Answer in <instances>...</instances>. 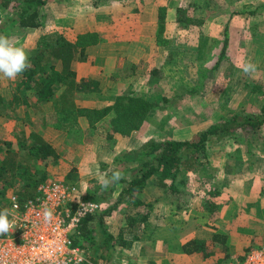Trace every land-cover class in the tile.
I'll return each mask as SVG.
<instances>
[{
  "label": "trees",
  "instance_id": "16d2710c",
  "mask_svg": "<svg viewBox=\"0 0 264 264\" xmlns=\"http://www.w3.org/2000/svg\"><path fill=\"white\" fill-rule=\"evenodd\" d=\"M49 1L51 0H0L1 5L8 11L7 15L2 16L0 34L10 37L14 26L22 28L45 26L49 20L48 10L46 11ZM217 1L180 0L176 4V30L186 31L182 35L184 39L189 40L191 35L194 37L195 33H202L205 22L222 12L218 10L222 4L220 0L219 3ZM226 1L228 4L235 5L239 0ZM94 2L97 4L98 0ZM167 9V5L159 6L157 42L168 48L166 57L168 65L169 61L174 64H186L184 60H175L176 54L183 50L175 45L177 35L165 33ZM235 13H240V10L234 8L228 16L223 28V44L215 63L207 68L205 73L201 70V66L196 65L195 74L198 77L196 81L198 79L200 83H204L203 85L215 77L214 71L220 67L222 59L227 54L230 43V20ZM99 39L100 35L96 31L80 33L77 39L72 40L59 29L44 30L39 35L35 46L29 49L31 67L13 81L11 97L6 99L0 95V102L7 101L14 112L12 117L15 118H20L19 105L24 104L27 108L31 106L36 113L38 110L41 112L44 124L60 127L67 132L81 126L80 116L82 115L88 118L91 127H95L96 122L103 117L109 116L106 123L108 137H114L116 133L130 135L150 118V113L156 106L162 105L159 101L151 100L133 89L117 94L112 102L100 107L79 105L76 99L78 92L102 89L100 79L92 76H78L72 66L74 60H86L87 45L96 43ZM195 56L191 58V63L194 62V65L199 55L195 54ZM151 73L164 74V68L155 66ZM199 82L190 90H197L200 87ZM203 85L200 89L204 87ZM256 88L257 85H253V89ZM56 97L59 99L60 108L56 109L57 114L54 115L56 122H50L42 105ZM263 125L264 104L260 112L233 111L230 117L213 122L207 128L200 130L193 138L150 136L139 147L118 154L116 164L124 166V163L136 162V165L124 166L120 169L115 166L116 164L114 165L112 172L119 170L124 177L118 182L123 183V186L117 199L85 216L78 231L73 235L74 241L85 246L89 256L98 254L102 259L109 258L115 246L114 240L126 245L123 231L116 236L108 230L105 219L122 202L148 207L146 211L128 213L126 216L130 229L136 232L142 229L141 224L148 220L149 210L155 204V201L144 200L139 196L151 177L156 178L157 184L164 192L174 193L171 200L177 207H183L195 192L192 190L189 178L180 176L181 171L183 169L196 171L200 177L199 187H204L219 170L215 164H212L210 150L214 141L222 138L239 143L233 150L226 152L223 166L226 180L232 171L240 173L254 169L257 159H253L256 154L251 149L253 140L245 142L242 138L245 133L257 136V131ZM244 150L249 155L247 159L243 157ZM57 158V149L34 128H31L28 134L23 129L17 143L0 137V210H9L11 191L17 193L21 200L34 195L38 185L48 178L47 167L56 164ZM127 172L130 174L127 175ZM76 177L75 171L70 170L65 179L77 182ZM111 187L107 190H101L102 187L97 188L96 197L109 200ZM205 187L204 194L207 198L204 199L205 207L215 211L219 204L214 197L221 194L224 188L215 183ZM84 197L92 198L89 194H85ZM136 232L134 237L137 236ZM226 237L224 233L214 232L211 243H208L205 238L195 236L183 243V249L187 252L202 251L207 256L215 251L216 241L225 243Z\"/></svg>",
  "mask_w": 264,
  "mask_h": 264
},
{
  "label": "rangeland",
  "instance_id": "374dc122",
  "mask_svg": "<svg viewBox=\"0 0 264 264\" xmlns=\"http://www.w3.org/2000/svg\"><path fill=\"white\" fill-rule=\"evenodd\" d=\"M238 2L239 1H237V3ZM220 3L222 5L219 6L218 10L220 9L224 13L221 12L217 14V16L207 20L203 26L202 33H195L196 36L193 37L191 35V38L187 40L182 36L186 31L173 30L178 38L175 45L178 46L179 49H183L176 54L175 60H184L186 64H174L169 61L168 65L166 63L167 59H165L167 57V52L166 49L164 50L162 47L161 50H153L152 54H154V57L162 55V59H165L164 63H162L164 64V74H152L150 72V67H152L150 61L142 58L143 66L141 69L139 68L141 74L137 75L134 80L124 88L133 89L151 100L159 101V104L162 105L156 106L152 110L150 118H148L139 129L134 130L130 135L116 133L114 137H108L106 123H108L109 116L103 117L96 122L95 127H91L89 120H87L88 118L82 115L80 118L83 120L85 126L82 127L80 121L81 126L70 132L53 125L58 132L63 134V141L58 146L53 145L57 149L58 158L56 164L47 167L48 177L65 178L68 172L73 170L75 174H77V183L82 187L84 194H89L93 199L99 200L106 205L107 202H113L118 196L115 197L116 194L113 196L111 194L109 200L100 199L96 197L98 193L96 191L97 188L101 187L102 179L112 173L118 154L139 147L150 136L162 138L167 136L175 138H193L200 130L207 128L213 122L230 117L233 111L240 113L261 111L264 104L263 39L260 43V41L249 37L248 48L245 50H236L234 52L229 46L226 56L221 61L220 67L214 71L215 77L207 81L205 85H203V82L200 83L198 79L196 81V78H198L195 74L196 65L201 66V70L205 73L207 68H210L215 63L223 44V28L227 22L228 16L234 8H241L238 7L237 3L235 5L228 4L226 0H220ZM260 7L264 9V4H261ZM255 10L256 9H250L248 11L249 16L246 15L250 17L249 22H247L245 26L246 33L248 29L249 34L258 27V25H253L257 20V11ZM7 14L8 11L0 2V22L3 20L2 16ZM244 16L245 14H243V17ZM254 19L256 20L254 21ZM112 22L114 23V21H110L111 26ZM117 24L125 26L124 20L117 21ZM172 24L174 25V22H170V25ZM111 26H105V33L109 34L110 38H114V27ZM15 36L17 35H13V42L18 46L24 47L29 52V49L32 47L31 45L34 44L35 35L25 37V42L21 39L15 40ZM258 49L262 51H257ZM195 54L199 56L194 65V62L191 63V58L193 59L196 57ZM249 61L258 65L257 71L252 75L245 74L241 70V66ZM143 63H147V65ZM119 65L120 71L123 72V70H127L130 66V61L125 59V61H122V63L120 62ZM110 79H113V77ZM13 81L14 80H9L0 75V95L6 99L10 98L12 95ZM197 82H199L200 87H198L197 90H190L194 85L198 84ZM202 85L204 87L200 89ZM253 85H257V88L253 89ZM110 86L111 85L107 84L106 88L100 91L78 92L76 99L83 105L93 104L101 106L107 104L108 102H112L117 95L116 91ZM54 102L55 101L52 103L44 102L42 105L45 112L53 110L52 114L47 115L50 122H56V117L54 115L57 114V111L55 110L56 104ZM18 112L20 118L12 117L14 112L7 101L0 102V137L10 139L14 143H17L18 136L23 129L27 131V134L30 132L31 128L36 129L40 133L46 131L47 124L42 122V116L39 110L36 113L31 106L27 108L24 104H21L18 107ZM64 135H66V137H64ZM225 140L227 139L222 138L214 141L211 147L210 156L212 158V164H215L219 170H217L213 179H210L204 187H199L200 177L196 171L183 169L180 174L181 177L189 178L192 190L195 192L192 199L184 204V209H187V212L188 209L192 210L190 214L193 215V220L189 226L192 227L194 224L198 225V227H200V236L209 235V231L211 230V228H209L210 224L206 225V223L204 224L203 222L208 218L212 219V214L214 216V211H210L204 204V199H207L204 194L206 190L205 186H210L214 183L223 186V193L228 197L232 189L237 192L257 193V185L259 183L261 186L262 183L264 184V174L256 178L255 176H242L240 173L232 171V173L230 172V174H228V179H225L226 174L223 171V166L226 160V152L228 150H233L235 146L239 144L229 139L227 141ZM242 140H245V142L253 140L251 149L256 152V166H264V125L257 131V136L252 135V133H245ZM244 153H246L245 150ZM262 161L263 163H261ZM134 165H136V162L124 163V166L132 167ZM115 166L119 169L124 167L122 164H116ZM129 174L130 172H127V175ZM114 186L116 187L115 189H121L123 183H116ZM143 190L142 192L146 194V199L153 200L156 194L162 192L163 189L157 184L154 177V179L149 182V187H147L145 191ZM169 193L170 197L173 198L174 193ZM171 198H167L168 204L171 203ZM127 205L126 202H122L121 207L124 208H122L124 213H122V210L116 211L114 216L106 219V223L113 228V226H117L122 219L124 222V214L127 211L125 210V206L128 208L130 204ZM157 206H162V204L157 202ZM260 206L262 209L261 217H264V205L260 204ZM131 209L132 206L130 205V210ZM72 235H74V233ZM92 256L94 259L98 254H93ZM234 257L240 258L241 256L236 255ZM101 259L102 258H100V260ZM104 263L107 264L106 260H104ZM225 263L226 261H221L220 264Z\"/></svg>",
  "mask_w": 264,
  "mask_h": 264
},
{
  "label": "crops",
  "instance_id": "0c3cea01",
  "mask_svg": "<svg viewBox=\"0 0 264 264\" xmlns=\"http://www.w3.org/2000/svg\"><path fill=\"white\" fill-rule=\"evenodd\" d=\"M94 1L51 0L46 9V11L48 10L49 20L45 26L36 28L14 26L10 36L13 39V35L16 34L15 40L21 39L25 42V37L35 35L34 44L31 45L34 47L39 35L44 30L59 29L72 40L77 39L80 33L96 31L100 35V39L96 43L87 45V59L74 60L72 66L78 76L96 77L100 79L102 89H105L108 84L116 91V94H120L130 89L124 87L134 80L137 75L141 74L142 58L150 61L152 66L150 67V72L155 66L164 67L162 63H164L166 58L162 59L163 56H159V54V57H154V54H152L153 50H161L162 47L164 50L166 49V52L168 51L165 45L157 42L159 6H168L165 33L172 35L177 29L176 4L180 0H98L97 4ZM261 4H264V0H239L237 3L238 7H241L239 8L241 12L235 13L231 17L229 46L232 51L247 49L249 37L260 41V43L262 39L264 40V9L260 7ZM250 9H256L255 11H257V20L254 19L256 22L253 25H258V27L249 34L248 29L246 33L245 26L250 19V17H247ZM243 14L247 16L243 17ZM112 20L114 23L112 22L111 26L110 21ZM122 20H124L125 26L117 24V21ZM170 22H174V25H170ZM106 25L114 27V38H110L109 34L105 33ZM257 51L262 50L258 49ZM125 59L130 61V68L128 67L127 70L122 69L123 73L119 69V64L122 61L124 62ZM143 64L147 65V63ZM144 72L146 73L145 69ZM111 77L113 79H110ZM53 101L56 104L55 110L59 109L58 97L48 101V103ZM78 104L83 105L79 102ZM87 106L100 107L93 104H88ZM52 112L53 110L46 113L50 115ZM80 121L82 127L85 126L81 118ZM42 134L54 146L60 145L63 141V134L58 132L51 124H47L46 131ZM248 156V153L243 151L244 159H247ZM253 159H257V157ZM240 174L257 178V176L264 174V166H256L254 169L245 170L240 172ZM107 177L110 176L108 175ZM152 179L154 177L148 180L143 191L149 187V182ZM111 188L112 191L109 190L110 196L111 194L112 196L116 194L115 197H117L121 189H115V186ZM257 189V193L237 192L232 189L228 197L225 196L223 191L221 194L216 195L214 200L219 205L213 212L214 216L212 214V219L208 218L203 222L206 225L210 224L209 228H211L209 235L204 236H200V227L198 225L189 226L193 220V215L190 214L192 210L188 209L187 212L184 206L177 207L172 200L168 204L167 198H171L170 193H166L163 190L156 194L155 200H152L155 201V204L149 210V218L141 224L142 229L138 232L130 229L126 216L128 213L135 214L137 211H146L148 207L130 204L132 206L130 210V205H127L128 208L125 206L127 211L124 214V222L122 219L113 228L107 224L108 230L116 236L123 233L126 245L114 240L115 246L111 256L102 260H106L107 264H220L221 261H226L225 264H229L230 260L236 255H240V258H243L251 246L258 245L264 241V217H261L262 209L260 206V204L264 205V184L262 183L261 186L259 183ZM101 190L107 189L101 188ZM139 196L144 200L151 201L146 199V194L142 191ZM157 202H160L162 206H157ZM107 204H110V202H107ZM121 206L122 203L105 219L114 216L116 211L122 210V213H124V208ZM121 231L123 232L121 233ZM135 232L137 236L134 237ZM214 232L224 233L227 237L225 243L219 240L216 241L215 251L212 254L205 256L202 251L187 252L183 249V243L195 236L205 238L208 243H211ZM95 257V260L102 258L100 255Z\"/></svg>",
  "mask_w": 264,
  "mask_h": 264
},
{
  "label": "built area",
  "instance_id": "2783aa9c",
  "mask_svg": "<svg viewBox=\"0 0 264 264\" xmlns=\"http://www.w3.org/2000/svg\"><path fill=\"white\" fill-rule=\"evenodd\" d=\"M84 195L77 182L59 177H48L24 200L11 191L9 211L15 227L0 235V264H105L73 239L82 219L105 206ZM45 209L52 210L50 220H45ZM229 264H264V241Z\"/></svg>",
  "mask_w": 264,
  "mask_h": 264
},
{
  "label": "clouds",
  "instance_id": "9594fccd",
  "mask_svg": "<svg viewBox=\"0 0 264 264\" xmlns=\"http://www.w3.org/2000/svg\"><path fill=\"white\" fill-rule=\"evenodd\" d=\"M31 67V61L28 51L13 42V39L7 35L0 34V75L9 80H15ZM258 65L254 62H247L241 66L243 73L252 75L257 71ZM123 174L119 170L112 172L110 177H104L101 181V187L108 189L122 180ZM8 209L0 210V235L6 234L15 227L13 219H10ZM52 210L45 209V220L52 218Z\"/></svg>",
  "mask_w": 264,
  "mask_h": 264
}]
</instances>
